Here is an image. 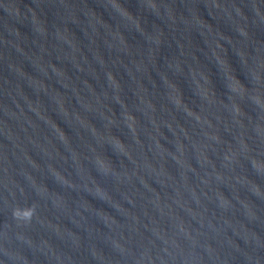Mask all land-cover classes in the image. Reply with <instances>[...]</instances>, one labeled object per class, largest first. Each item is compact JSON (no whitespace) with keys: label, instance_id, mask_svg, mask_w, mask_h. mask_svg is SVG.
I'll use <instances>...</instances> for the list:
<instances>
[{"label":"water","instance_id":"obj_1","mask_svg":"<svg viewBox=\"0 0 264 264\" xmlns=\"http://www.w3.org/2000/svg\"><path fill=\"white\" fill-rule=\"evenodd\" d=\"M0 264H264V0H0Z\"/></svg>","mask_w":264,"mask_h":264},{"label":"clouds","instance_id":"obj_2","mask_svg":"<svg viewBox=\"0 0 264 264\" xmlns=\"http://www.w3.org/2000/svg\"><path fill=\"white\" fill-rule=\"evenodd\" d=\"M33 214H34V209L32 211H26L24 216L21 218L25 220H30ZM14 216H15V213H14Z\"/></svg>","mask_w":264,"mask_h":264}]
</instances>
